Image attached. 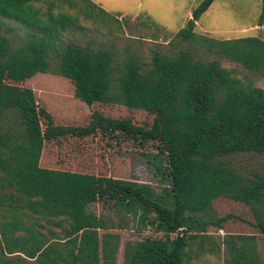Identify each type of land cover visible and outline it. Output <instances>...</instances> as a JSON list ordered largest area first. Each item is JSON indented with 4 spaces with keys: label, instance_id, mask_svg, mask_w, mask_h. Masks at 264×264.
Masks as SVG:
<instances>
[{
    "label": "trees",
    "instance_id": "1",
    "mask_svg": "<svg viewBox=\"0 0 264 264\" xmlns=\"http://www.w3.org/2000/svg\"><path fill=\"white\" fill-rule=\"evenodd\" d=\"M84 2L88 14L96 8L113 17L92 0ZM213 2L205 0L193 11L172 44L193 42L264 77L263 38L218 39L196 31ZM8 21L29 29L21 44L4 31ZM72 21L64 13L41 14L33 0H0V120L15 113L21 125L16 134L0 128V264H34L32 259L39 264H99L94 242L87 250L79 237L111 227L89 210L92 202L108 200L130 211L140 209L141 230L165 233L164 238L139 242L128 264H184L194 233L223 229L235 216L209 211L218 197L249 205L253 225L264 235V175L244 177L218 159L237 152L264 154V88L243 83L221 59L198 58L191 49L174 54L155 49L148 66L132 55L115 68L112 49L71 41L59 52V66L61 75L73 82L75 97L88 106L122 104L144 110L154 119L146 126L97 108L85 123H59L24 83L50 70V53ZM97 135L114 147L156 148L165 156L160 179L168 186L154 194L112 175L42 164L48 142ZM248 236L256 241L258 233ZM236 252L233 263L260 264L257 248ZM92 254L96 258L90 259Z\"/></svg>",
    "mask_w": 264,
    "mask_h": 264
},
{
    "label": "rangeland",
    "instance_id": "2",
    "mask_svg": "<svg viewBox=\"0 0 264 264\" xmlns=\"http://www.w3.org/2000/svg\"><path fill=\"white\" fill-rule=\"evenodd\" d=\"M77 1L72 6L62 0H33L34 7L41 14L46 15L49 11L55 15L64 13L73 20L61 32L56 50L50 53V70L24 83L35 89L40 103L54 114L59 123H85L91 110L97 108L113 117H130L136 123L146 126L154 119L152 114L144 110L122 104L96 103L88 106L75 97L73 82L61 75L59 66V52L71 41L93 49H112L115 53V68L132 55H136L148 66L155 49L173 54L180 49H191L198 58L221 59L223 66L231 69L243 83L264 88V77L239 62L221 58L190 41L172 44L177 32L187 24L193 11L205 0H92L113 17L101 15L96 8L88 14L87 3L84 0ZM261 11L262 0H214L198 20L196 31L218 39L241 36H259L264 39ZM4 31L19 45L26 39L29 29L23 24L8 21ZM0 128L14 134L21 131L16 114H6L0 120ZM164 157L152 146L137 147L122 143L120 147H114L97 135L85 139L64 138L48 142L42 164L112 175L148 187L155 194L168 186V182L160 179L162 169L167 165ZM218 159L235 168L244 177L264 175V154L237 152ZM89 210L105 217L111 225L108 229L82 233L79 237L86 248L87 244L94 242L91 245L98 250L99 264H128L139 242L150 237H165V233L150 227L140 229V209L130 211L108 200L92 202ZM209 211L216 216L229 213L235 216L225 222L223 229L210 227L204 233H194L184 264H231L236 251L250 248L258 249L261 253L260 264L261 261L264 264V235L254 227L255 219L249 205L231 197H218L210 205ZM51 227L61 230L58 226ZM249 233H258L256 241L248 236ZM94 258L93 254L90 255V259ZM31 262L39 264L33 259Z\"/></svg>",
    "mask_w": 264,
    "mask_h": 264
}]
</instances>
